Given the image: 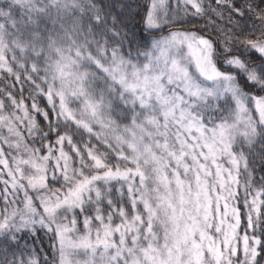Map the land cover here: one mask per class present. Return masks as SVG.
I'll return each mask as SVG.
<instances>
[{
	"label": "snow or ice",
	"instance_id": "1",
	"mask_svg": "<svg viewBox=\"0 0 264 264\" xmlns=\"http://www.w3.org/2000/svg\"><path fill=\"white\" fill-rule=\"evenodd\" d=\"M0 264H264V0H0Z\"/></svg>",
	"mask_w": 264,
	"mask_h": 264
},
{
	"label": "trees",
	"instance_id": "2",
	"mask_svg": "<svg viewBox=\"0 0 264 264\" xmlns=\"http://www.w3.org/2000/svg\"><path fill=\"white\" fill-rule=\"evenodd\" d=\"M258 23V22H257ZM166 34V33H165ZM253 38H256V37H253ZM223 70V69H222Z\"/></svg>",
	"mask_w": 264,
	"mask_h": 264
}]
</instances>
